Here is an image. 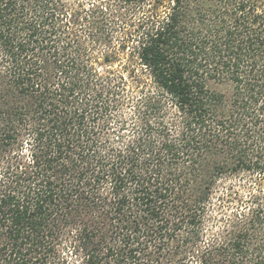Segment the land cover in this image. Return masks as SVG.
Wrapping results in <instances>:
<instances>
[{"label": "trees", "instance_id": "16d2710c", "mask_svg": "<svg viewBox=\"0 0 264 264\" xmlns=\"http://www.w3.org/2000/svg\"><path fill=\"white\" fill-rule=\"evenodd\" d=\"M87 1L0 0V264H264V0Z\"/></svg>", "mask_w": 264, "mask_h": 264}, {"label": "rangeland", "instance_id": "374dc122", "mask_svg": "<svg viewBox=\"0 0 264 264\" xmlns=\"http://www.w3.org/2000/svg\"><path fill=\"white\" fill-rule=\"evenodd\" d=\"M84 5H85V7H87L88 8V6L90 5V4H87L88 3V1L87 0H84ZM117 10V9H116ZM116 10H113L112 9V7H111V12H114V11H116ZM111 27V28H113V25H107V28L109 29V27ZM115 43H117V42H115ZM128 110L127 109H124L122 112H127ZM69 257H68V263L67 264H73V261H74V257H70V255H68ZM75 264V263H74ZM76 264H80V263H78V262H76Z\"/></svg>", "mask_w": 264, "mask_h": 264}]
</instances>
